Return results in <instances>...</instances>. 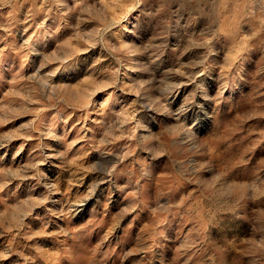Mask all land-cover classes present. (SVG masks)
I'll list each match as a JSON object with an SVG mask.
<instances>
[{
	"label": "rangeland",
	"instance_id": "1",
	"mask_svg": "<svg viewBox=\"0 0 264 264\" xmlns=\"http://www.w3.org/2000/svg\"><path fill=\"white\" fill-rule=\"evenodd\" d=\"M0 264H264V0H0Z\"/></svg>",
	"mask_w": 264,
	"mask_h": 264
}]
</instances>
